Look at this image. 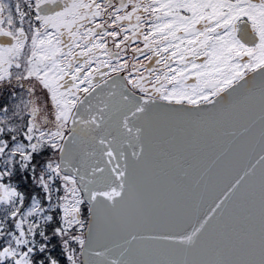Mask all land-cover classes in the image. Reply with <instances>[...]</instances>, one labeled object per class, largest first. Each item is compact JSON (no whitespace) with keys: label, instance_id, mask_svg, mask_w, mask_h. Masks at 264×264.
Listing matches in <instances>:
<instances>
[{"label":"snow or ice","instance_id":"6c2138e0","mask_svg":"<svg viewBox=\"0 0 264 264\" xmlns=\"http://www.w3.org/2000/svg\"><path fill=\"white\" fill-rule=\"evenodd\" d=\"M0 264H264V0H0Z\"/></svg>","mask_w":264,"mask_h":264}]
</instances>
